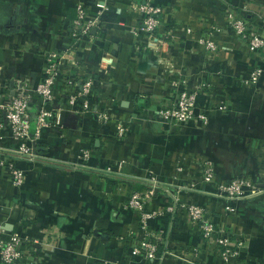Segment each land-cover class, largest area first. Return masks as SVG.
<instances>
[{
    "label": "crops",
    "instance_id": "1",
    "mask_svg": "<svg viewBox=\"0 0 264 264\" xmlns=\"http://www.w3.org/2000/svg\"><path fill=\"white\" fill-rule=\"evenodd\" d=\"M77 1L0 0L2 84L41 81L45 54L73 42ZM81 1L99 23L62 65L46 104L51 125L31 142L41 158L16 161L27 175L19 189L0 164V236L19 231L36 241L32 256L19 264H264V192L240 200L176 187L200 180L205 159L214 162L219 183L246 175L264 186V74L255 86L245 83L252 68H264V56L250 54L225 17L227 7L237 8L263 25L264 0H152L164 10L157 33L160 39L169 35L163 52L159 40L134 32L142 14L132 5L146 0ZM201 40L215 42L218 50ZM180 77L191 89L209 86L198 99L207 107V122L171 126L162 120L159 109ZM87 80L93 87L90 109L83 110L82 99L70 104L64 89L69 81ZM0 100H6L4 92ZM223 104L229 108L220 109ZM118 121L129 126L123 138ZM17 145L5 127L0 149ZM152 178L175 185L181 200L202 205L211 221L243 239L239 259L224 261L204 248L186 211L166 210L171 198L162 190L149 204L165 211L151 222L163 233L160 258H134L130 233L139 229L138 213L124 204Z\"/></svg>",
    "mask_w": 264,
    "mask_h": 264
},
{
    "label": "built area",
    "instance_id": "2",
    "mask_svg": "<svg viewBox=\"0 0 264 264\" xmlns=\"http://www.w3.org/2000/svg\"><path fill=\"white\" fill-rule=\"evenodd\" d=\"M99 5L101 8L105 7L103 4ZM132 7L142 14L141 25L134 32L146 35L151 40H159L158 51L163 52L168 45L165 37L169 36L166 34L163 39L157 37L163 19V8L155 5L152 0L135 3ZM88 10L83 1H77V14L71 33L73 42L63 51H49L45 54L47 62L44 68V77L40 82L33 84L19 79L10 87L7 83L2 84L0 78V95L3 92L6 94V100H0V111L4 113V119L0 118V136L4 134L5 127L8 126L12 136L18 141V145L14 149H0V164L4 166L6 173L10 176L13 186L18 189L25 185L27 175L16 161L35 162L41 158L38 148L31 142L34 138L39 137L42 129L51 125L52 113L46 108V104L54 98L62 65L82 40H91L90 32L99 23L98 18L89 17ZM225 17L229 27L245 42L249 53H259L264 56V24L253 22L244 13L233 10L231 7L226 8ZM201 43H205L211 51L218 50V46L213 41L204 42L201 40ZM263 74V66H256L248 72L245 83L255 86ZM172 84L178 89L172 94L170 100L162 103V107L159 109L162 120L171 126H187L198 122H207V107H201L198 99L201 93L207 94L209 86L204 83V85H196L191 89L181 77L174 80ZM92 87L93 81L91 80L69 81L64 93L68 95L70 104L73 105L78 99H82L83 110H88L90 109L89 97ZM32 107H36L35 115L31 113ZM228 108L229 106L226 104L220 105L222 110ZM32 123L36 126L34 136H31L30 133ZM128 131V125L122 121L116 123V133L119 137H125ZM83 155L87 156L88 153L85 152ZM199 167L200 180L189 184L180 183L176 187L200 191L219 198L240 200H249L264 192V186H261L259 181L246 175H238L229 182H217L215 165L211 159H205ZM174 186L173 184L160 183L157 179L152 178L141 188L132 190L127 196L124 206L138 213L139 224V229L132 230L130 233L131 255L142 262H154L160 258L159 245L163 240V233L151 228V222L163 215L165 211L149 208V204L155 192L162 190L171 198V203L166 210L171 213L178 209L185 210L189 222L201 231V237L205 243L204 248L218 252L224 261H230L231 258L239 259L241 251L245 247V241L241 238H234L229 231L211 221L202 205L181 200L177 194L178 189ZM35 246L36 241L32 237L19 231L11 233L8 238L0 236V263L19 264L24 258L32 256ZM192 251L195 255L199 253L196 248Z\"/></svg>",
    "mask_w": 264,
    "mask_h": 264
},
{
    "label": "water",
    "instance_id": "3",
    "mask_svg": "<svg viewBox=\"0 0 264 264\" xmlns=\"http://www.w3.org/2000/svg\"><path fill=\"white\" fill-rule=\"evenodd\" d=\"M35 130H36V126H35L34 123H32V125H31V129H30L31 136H34V134H35Z\"/></svg>",
    "mask_w": 264,
    "mask_h": 264
},
{
    "label": "trees",
    "instance_id": "4",
    "mask_svg": "<svg viewBox=\"0 0 264 264\" xmlns=\"http://www.w3.org/2000/svg\"><path fill=\"white\" fill-rule=\"evenodd\" d=\"M233 10H236V11H239L240 9H237V8H232ZM110 175V174H109Z\"/></svg>",
    "mask_w": 264,
    "mask_h": 264
}]
</instances>
